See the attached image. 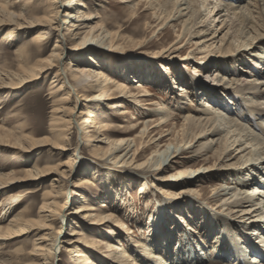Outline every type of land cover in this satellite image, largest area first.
Instances as JSON below:
<instances>
[{"label": "bare ground", "instance_id": "bare-ground-1", "mask_svg": "<svg viewBox=\"0 0 264 264\" xmlns=\"http://www.w3.org/2000/svg\"><path fill=\"white\" fill-rule=\"evenodd\" d=\"M85 1L93 2V0H50L47 10L40 9L45 15L39 18L35 17L34 12V7L38 0H27L20 7L21 11L18 15L8 11L11 5L8 0L1 2L0 30L10 27V35L16 38L18 31L24 30V24H29V19H32L33 23L29 25L31 28L38 30V33L32 39V43L35 46L33 52L32 50L26 51V47L19 48L16 51V58L19 62L17 70H0V90H10L11 92V90L22 89L42 79L43 76L52 74L54 70L56 75L53 77L54 79L50 86L51 98L53 99L51 124L48 131L50 136L37 138L35 132L27 133L23 125L9 130L1 125L0 147L6 146L16 149L19 151L18 153L25 156L43 147H49V152L52 155L64 157L72 150L73 130L77 127L81 130L84 136L83 140L90 148V154L100 157L101 160H104L106 166L112 164L113 168H119L117 166L121 165L122 167L120 168H123L128 167L131 163L136 165L140 158L139 154L146 153V149H149V151L151 150L150 157L144 164L150 163L153 168L159 165L160 168L155 171L171 173V177L167 181L171 182L173 180L171 183L174 182L177 186L189 185L193 187L197 179L208 173L210 174L215 169L222 171L226 167L237 166V169L231 171L233 175H230L235 177L233 179L236 182L233 187L234 190H232V187L216 188L213 190V194L216 195L223 206L227 207L226 210L229 211L230 217L241 219L242 223L248 225V228H253V230L252 232H245L244 228L242 234L239 235L237 230L240 227L236 223L229 222L226 219L222 222L218 218L216 224L218 227H222L221 225L225 224L226 232L223 233V236L226 240L228 239V244L230 245L227 248V245L222 244L221 249H223H220V257L224 258L223 261L226 260L225 257L227 259L230 257L229 260L231 258V260L234 259L235 264H264V245L260 246L252 237V234L255 236L253 233L255 230H262V238L264 239V165L259 168V166L253 167L252 164V167L245 169V166L252 162L264 161V0H216V3L212 0H159L156 2L157 5L153 0H145L147 5L159 8L158 10L162 11V15L173 5L171 16L166 18L161 15L162 18L160 19H166L165 23L167 20L172 22L173 20L179 21L182 19L184 26H182L180 38L185 34H189L191 38L194 36L207 40L213 34L209 42L206 43L203 40L205 46L200 47V52H197L199 54L196 53L192 56L193 59H197V55H204L206 59L214 58V61L218 60L212 63L211 66L218 65L220 67L223 66V68H220V74H217L214 81L218 80L219 75H222L221 80L218 81L219 86L222 87L221 92L228 95L221 96V94H218L219 91H214L216 89H212L210 92L201 90L203 93H199V95L201 97L215 96L221 98L222 103L232 108L220 106L221 103L216 108L211 104H206V108H204L200 116L189 115L186 117L179 131H176L173 128L174 126L163 131L164 128L168 127L169 123L167 120L164 121L163 118L162 121L155 125L153 123L150 124L151 127L145 125L143 130L132 139H117L115 137L113 132L116 131L112 125L114 121L110 122L111 117L103 104L113 102L117 95L122 94L125 97L129 95V98L134 99L138 106H142L144 101L137 99V97L145 98L148 92L145 91L146 89H144L142 82H137L136 89L146 94H137L135 96L104 71L95 70V67H87V62L81 58V55L89 52V60L95 62L96 67H98L100 61H98L99 56H96L97 52L104 51L102 53L112 55L111 52H113L112 49L115 47V43L111 34L107 33V35L103 36L105 31L102 32L104 34H99L98 32L101 31L99 26H90L99 17L92 16V14L85 15L82 10L87 7V3H84ZM135 1L123 0L122 4L129 6ZM140 1H138V4H140ZM219 1L233 2L240 6L226 4L218 8V5H220ZM75 8L78 11L72 14L71 11H74ZM66 11L67 13L63 17L62 13ZM212 15L214 16L212 17ZM217 17L220 20L222 19L220 23L222 29H219L220 31H213L212 28L205 30L209 22H211V27L214 26L218 19ZM25 19H28V22L21 23ZM165 23L162 26H167ZM63 24L67 25V28L65 29L66 33L61 35ZM98 28L100 30L96 31ZM224 30H227V32L223 34ZM219 32L223 36L218 40L221 45L216 48V39L220 36L218 35L217 37ZM55 33H59V37L51 54L34 62L32 57H37L44 53L45 49L43 47ZM76 40L79 42H76ZM68 44L72 48H69ZM216 50L219 53H216ZM92 54L96 57H92ZM67 56L75 59V63H72L71 60L69 67L65 64ZM204 58L202 57V59ZM240 62L244 64L239 65ZM107 63L108 65L111 64ZM227 65H231L233 70H229ZM208 66V62H206L202 68L207 70L209 69ZM114 68L119 71L118 66L112 67L110 70L114 71ZM247 71L249 72L248 75L245 73ZM229 73L232 75L239 73V76L235 75L231 77L230 83H225L226 79H228L226 76ZM209 79L206 76L205 80ZM67 84L69 87H67ZM77 86L79 90H77ZM180 92V97H185L187 91L181 90ZM72 97H75V102L72 101ZM213 101L215 102V100ZM90 102H98L99 104ZM146 105L148 106L150 103ZM118 108H123V105L121 103L115 104L112 110H118ZM221 111H226L228 114H232L233 111L235 114L232 118H228L222 115ZM123 114H127V112H116V116H122ZM245 120L252 123L254 130L251 126L248 127L247 124H242L245 123ZM155 129H161L162 131L156 135L157 137L154 136L153 138ZM140 138L148 140L143 147V143H137V139ZM194 144L199 145L198 150H196ZM189 150H193L192 155L184 156L190 153ZM201 150L207 153L213 152L212 157L208 158L209 160H214L211 166L207 168L200 167V169L196 170L186 169L177 174H172L177 170L176 166L184 164V162L180 164L179 159L185 158V160H189L190 158H196L198 157L197 152H201ZM234 151L238 155L232 158L230 154ZM75 157L76 154L74 153V155H70L67 162H59L57 165L50 167L34 166L33 170L25 171L24 177L22 176L23 178L20 179L14 174L0 175V191L5 190L9 185L17 181H37L52 176L60 177V180L57 178L53 179L52 190L43 194L44 204L40 208L38 220L32 221L35 214L28 209L20 210L11 221L12 225L5 232L3 231L4 233L0 234V236L5 235L12 238L15 236L14 239L28 235V237L32 236L34 238L32 250L28 251V253H24V250H21L24 253L22 254L24 259L32 261L30 264H54L62 244L68 247V249H65L66 252L74 254L75 264H140L137 262L138 259L131 256L133 254L132 251V254L128 255V252H124L121 245L112 244L117 236L125 237L126 233L129 234V229L122 226L124 229H122L121 234L114 232V229L119 228V225L115 224L113 218L102 217V215L96 216L90 213V211L95 209L88 206L86 203L87 199L80 191L84 185L90 183L88 177L81 178L76 184H72L71 188L63 185L64 182L62 180H68L73 175L76 163ZM208 159H204V161H208ZM230 162L234 163L229 164ZM136 168L140 169L141 167L137 165ZM91 171L93 179L99 178L100 173L95 167H92ZM107 173L108 180H112L115 177V170H112V168H109ZM245 174L248 176L244 177ZM116 175L119 176L118 180L120 182L125 181L123 171L116 173ZM240 176H243V178ZM120 185L122 188L113 185L108 192V199H112L114 204L121 202L129 191L127 186L125 187L122 183ZM250 186L253 187L252 190H248ZM141 192H146V188H143ZM71 194L75 195L76 199L80 198L79 200L82 203L78 212H85L83 218H91L90 221H94V225L98 226L91 231L93 234H97L98 238L104 237L97 230H101V226H105V224H112L109 230L113 234L106 235L109 240L108 243L98 238L90 242L83 238H72L70 233H66L65 240H63L61 238L64 230L63 225L57 231L54 229L57 221L61 223V219L63 222L67 219L66 226L73 228L72 232L74 234L72 236H85L80 230L82 225L73 223L74 220H77V217L73 221L68 222L71 214L68 216L66 210ZM63 198L67 200L64 205L59 202ZM16 202L19 203L18 199L12 200L11 207L5 215L11 213L17 207ZM70 202L72 203V200ZM70 217L72 218V216ZM163 218V213L155 217L151 216L147 241L145 243L136 242L140 250L137 249L135 253L141 264L205 263L203 259L205 254L198 255L199 252H204V250H198V248L194 249L195 256L188 259L186 255H179V257L174 259L170 258L173 255V253L170 254L169 252L170 241L166 238L164 231L160 229V223ZM78 233L80 235H75ZM69 236L71 238H68ZM3 240H11V238ZM249 244H251V247L253 246L252 251L247 248ZM103 246L108 250V254L104 258L101 257V252L99 251L103 250L101 249ZM91 247H94L96 251L89 250ZM256 247L261 253H259L260 256L258 253L255 254L261 260L257 258L248 261L249 254L257 251ZM97 250L100 253H97ZM0 264L20 263H14L10 259L7 262H0Z\"/></svg>", "mask_w": 264, "mask_h": 264}, {"label": "rangeland", "instance_id": "rangeland-1", "mask_svg": "<svg viewBox=\"0 0 264 264\" xmlns=\"http://www.w3.org/2000/svg\"><path fill=\"white\" fill-rule=\"evenodd\" d=\"M2 1L3 0H0V5ZM8 1L11 4L8 11L16 15L20 14V7L27 2V0ZM49 1L50 0H38L34 7L35 17L39 18L45 15L40 9L47 10ZM122 1L123 0L85 1L84 3H87V7L82 9L85 15L92 14V16L99 17L90 26H99L101 31H99V28L96 31H99V34L105 33L103 36L107 35V33L111 34L115 43V47L112 49L113 52H111L112 55L102 53L104 51L97 52L98 54L96 56H99V60H97L100 61L98 67H96L95 62L89 60V52L81 55V58L87 62V67H95V70L104 71L108 76L113 77L119 82V85L126 87L127 91H130V93L135 96L137 94H146L144 91V93H141L139 89H136L137 82H142L144 84V89H146L145 91L148 92L145 98L137 97V99L144 101L142 106H138L134 99L129 98V95L125 97L122 94L117 95L113 102H109L110 105L108 102L106 104L101 103L107 108V113L111 117L110 122L114 121L112 125L116 132L113 133H115L117 139H132L143 130L145 125L151 127L150 124L153 123L155 125L159 123V121H162L163 118L164 121H169L168 127L164 128L163 131L171 129V126H174L173 128H175L176 131H179L186 117L189 115L200 116L204 108H206V104H211L216 108V106L221 103L220 106H226L229 109L232 108L222 103L221 98L215 96H202L203 99L199 95V93H203L201 90L210 92L212 89H216L214 91H219L218 94H221V96L228 95L221 92L222 87L219 86L218 81L221 80L222 75H219L218 80L214 81L217 74H220V68H223V66L220 67L218 65L211 66L212 63L218 60L214 61V58L206 59L204 55H197V59H193L192 56L200 52V47H204L205 42H209L213 34H211L207 40L202 38L199 39L194 36L191 38L189 34H185L180 38L179 35L182 32V26H184L182 19L179 21L173 20L172 22H168L169 20H167L166 23V19H160L162 16L166 18L171 16L173 5L162 15V11L158 10L159 8L147 5L145 0H141L139 2L140 4H138L139 0H136L133 3L134 5L131 4L129 6L127 4H122ZM157 1L159 0H153L156 5ZM212 1L216 3V0ZM219 2L220 5H218V8L226 4L240 6L233 2ZM76 11H78V9L75 8V10L71 12L75 14L77 13ZM66 13L67 11L62 13V16L64 17ZM213 16L214 15H212V17ZM217 18L214 26L211 27V22H209L205 30L212 28L213 31H220L219 29H222L220 24L222 19L220 20L219 17ZM29 21V24L33 23L32 19H29ZM25 22H28V19L21 21V23ZM163 23L167 26H162ZM29 24H24L25 29L18 31L16 38L10 35V27H5L0 30L1 71L3 69L17 70L19 62L15 53L19 48L26 47V51L32 50V52L35 50L32 39L38 33V30L31 28ZM66 28L67 25L63 24L61 35L66 33ZM226 32L227 30H224L223 34ZM223 34L220 35V32L217 34V37L218 35L220 36L216 39V48L221 45L218 40H220ZM58 37L59 33H55L51 36L49 42L43 47L45 49L44 53L37 57H32L34 62L35 60L45 58L51 54ZM77 40L76 42H79ZM203 40H205V42ZM68 47L72 48L70 44H68ZM216 53H219L218 50H216ZM258 53L260 54V52ZM96 56L92 54V57ZM202 57L204 59H202ZM71 60L72 63H75V59H71V56L65 58L67 67H69L68 65ZM106 61L111 64L108 65ZM206 62H208L209 65V69L207 70L202 68ZM242 64L244 63H239V65ZM117 66L119 67V71L117 68H114V71L110 70V68ZM231 67V65H227L229 70H233ZM245 73L248 75L249 72L247 71ZM55 75L56 72L54 70L52 74L48 76L45 75L42 79L22 89L11 90V92L10 90H0V126L2 125L9 130L23 125L27 133L30 134L35 132L37 138L50 136L48 131L50 129L53 107L50 86ZM235 75L239 76V73H234V75L231 73L227 74L226 78L228 79H226L225 83H230L231 77ZM206 76L210 79L205 80ZM67 87H69L68 84ZM76 88L79 90L78 86ZM181 90L187 91L185 97H180ZM212 100H215V102H212ZM72 101L75 102V97H72ZM90 103L99 104L98 102ZM120 103L123 105V108L112 110L115 104ZM147 103H150V105L147 106ZM117 111H125L127 114L116 116ZM221 112L222 115L228 118H232L235 114L233 111L232 114H228L226 111ZM242 124H247L248 127L251 126L252 128V123L249 121L245 120V123ZM161 131V129H155L153 138ZM73 133L71 142L72 150L64 157L52 155L49 152V147H43L32 152V154L28 156L18 153L19 151L13 148L6 146L0 147V175L14 174L20 179L24 177L25 171L33 170L34 166L50 167L57 165L59 162H67L70 155H74L75 153L76 163L73 175L68 180H62L64 182L63 185L71 188L72 184H76L81 178L88 177L90 183L84 185L80 191L85 199H87L86 203L88 206L95 209L90 211V213L96 216L102 215V217L113 218L115 224L119 225V228L114 229V232L121 234L122 229H124L122 226L129 229V234L125 232V237L117 236L112 244H116L117 246L121 245L124 252H128V255H131L133 252L131 256L138 259L137 262L141 264L140 259L135 253L137 249L140 250L136 242L141 241V243H145L147 241L151 216L155 217L163 213L164 218L161 220L160 229L164 231L166 238L170 241L171 247L169 252L170 254L173 253L170 258L174 259L179 257V255H186L188 259L189 257L195 256L194 249L198 248V250H204V252H199L198 255L205 254L203 256L205 263L201 264H235L234 259L231 260V258L229 260L230 257H228V259L225 257V261H223V257H220L222 244L227 245V248L230 245L228 244V239L226 240L223 236V233L226 232L225 224H222V227H218L216 220L219 218L223 222L226 219L229 222L236 223L237 226L240 227L238 230L235 228L239 235L242 234L244 228L245 232H252L253 228H248V225L240 221L241 219L235 218V220L230 217L229 211L226 210L227 207L223 206L221 201L213 194V190L216 188H233L236 185L235 180H233L235 177H231L230 175H233L231 171L237 169V166L226 167L222 171L215 169L210 174L208 173L197 179L193 187L189 185L177 186L174 182L171 183L173 180L171 182L167 181V179L171 177V173L155 171L160 168L159 165L153 168L150 163L144 164L148 157H150L151 150L149 151V149H146V153L139 154L140 158L136 165L131 163L128 167L120 168L122 166L118 165L117 167L119 168H113L112 164L106 166L104 160L90 154V148L85 143V140H83L84 136L80 129L75 127ZM146 141L148 140L144 138L137 139L138 144L143 143L142 147L146 145ZM198 146V144L195 145L196 150L199 149ZM192 151L193 150H189L190 153L184 156H191ZM197 153L198 157L196 158H190L189 160H185V158L179 159L178 161L180 164L183 162L184 164L180 166L175 165L177 170L172 174H177L186 169L196 170L200 169V167L207 168L213 164L214 160H209L213 152L207 153L201 150V152ZM237 155L238 153L234 151L230 154V157L233 158ZM204 159H208V161H204ZM232 163L234 162H230L229 164ZM252 164L253 167L259 166L260 168L264 165V161L252 162L245 166V169L252 167ZM137 165L141 168H136ZM92 167H95L100 173L99 178L96 177L93 179V175H91ZM109 168L115 170V177H113L112 180H108L107 178ZM122 171L125 181L120 182L118 180L119 176H117L116 173ZM112 173L114 174V172ZM247 176L248 175L245 174L244 177ZM240 177L243 178V176ZM55 178L59 179L60 177L52 176L37 181H17L9 185L5 190L0 191V234L4 233L5 230L12 225L11 221L20 210L28 209L35 214L32 221L38 220L40 208L44 204L43 194L46 191L52 190V181ZM120 183L125 185V187L127 186L129 191L121 202L114 204L112 203V199H108V192L113 185L122 188ZM143 188H146V192H141ZM252 188L253 187L250 186L248 190H252ZM232 190H234V188ZM13 199H18L19 203L16 202L15 204H17V207L11 213L5 215L11 207ZM79 199H76L75 195L71 194L66 211L68 216L70 214V216H72V218L69 216L68 222L73 221V219L77 217V220H74L73 223L82 225V229L80 230L85 236H72L74 234V232H72L73 228L66 226L67 219L65 222L61 219V223L57 221L54 229L57 231L63 225L64 230L62 229L63 234L61 235L63 240H65L64 237L66 233H70L72 238H83L90 242L98 238L97 234L91 232L98 226L94 225V221H90L91 218H83L85 212H78L82 203ZM71 200L72 203L70 202ZM59 202L64 205L67 200L63 198ZM110 225L112 224H105V226H101V230H97L100 231L101 235L104 237L98 238L99 240H103L107 243L109 242L106 235L113 234L111 230H109V228H111ZM262 232V230H255L253 232L255 236L252 234L253 239L260 246L264 245ZM75 235H80V233ZM28 236L16 239H14L15 236L13 238L6 237L5 235L0 236V262H7V260L11 259L14 263H32V261L26 258L24 259L22 255L28 253V251H31L33 248L34 238ZM71 237L69 236L68 238ZM10 238L11 240H3ZM243 239L242 241L244 242L246 239ZM98 244L102 245L101 243ZM241 244L244 245L243 243ZM250 245L251 244H249L247 248L252 251L253 246L251 247ZM104 248L105 246L101 248L103 250H99L103 258L108 254V250ZM256 248L257 251L252 253L249 252L251 254H249L248 261L259 259L255 253L259 255L261 251L258 247ZM65 249H68V247L62 244L54 264H75L74 254L66 252ZM21 250H24V253H22ZM89 250L96 251L94 247L89 248ZM100 252L97 250V253ZM100 255L98 256L100 257Z\"/></svg>", "mask_w": 264, "mask_h": 264}]
</instances>
